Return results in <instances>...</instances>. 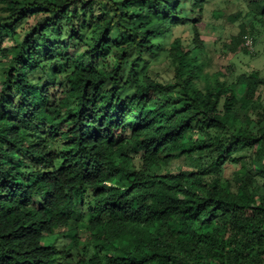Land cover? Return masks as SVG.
Instances as JSON below:
<instances>
[{"label": "trees", "instance_id": "1", "mask_svg": "<svg viewBox=\"0 0 264 264\" xmlns=\"http://www.w3.org/2000/svg\"><path fill=\"white\" fill-rule=\"evenodd\" d=\"M206 1L0 0V264H264V75L213 70Z\"/></svg>", "mask_w": 264, "mask_h": 264}, {"label": "rangeland", "instance_id": "2", "mask_svg": "<svg viewBox=\"0 0 264 264\" xmlns=\"http://www.w3.org/2000/svg\"><path fill=\"white\" fill-rule=\"evenodd\" d=\"M260 4L264 6V0H261ZM255 11L257 12L259 9L255 8L253 0H207L204 2L202 12L187 13L190 17L199 19L197 25L200 36L205 41V48L211 57L213 70H222L229 79L251 70H257L264 75V33L259 31L258 35L255 36L253 49L247 53L230 54L223 47L230 41V36L237 32L238 24L241 21L248 22L254 18ZM258 29H260L259 26ZM173 35L180 36L183 43H189L192 36L190 23L185 22L183 25L175 27ZM139 68L142 69V64H139ZM142 71H148L151 76L162 80L173 75L172 67L164 56L147 64ZM236 92L240 95V86L236 88ZM243 155L244 151L235 153V156L240 158ZM230 170L231 166L226 165L225 173H229ZM60 232L56 235L46 236L42 241L45 244L53 241L58 247H61L68 242V238L62 236V233L67 231L62 232L60 230ZM77 232L80 249L87 247L92 236L81 228ZM60 264H75V258L70 256Z\"/></svg>", "mask_w": 264, "mask_h": 264}, {"label": "built area", "instance_id": "3", "mask_svg": "<svg viewBox=\"0 0 264 264\" xmlns=\"http://www.w3.org/2000/svg\"><path fill=\"white\" fill-rule=\"evenodd\" d=\"M245 45L249 48V50L253 49V39L250 36H246L245 38Z\"/></svg>", "mask_w": 264, "mask_h": 264}]
</instances>
